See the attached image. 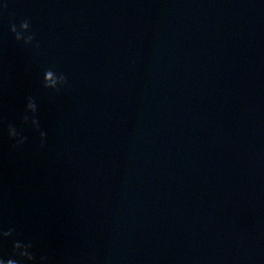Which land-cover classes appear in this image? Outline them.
Returning <instances> with one entry per match:
<instances>
[{
  "label": "clouds",
  "instance_id": "1",
  "mask_svg": "<svg viewBox=\"0 0 264 264\" xmlns=\"http://www.w3.org/2000/svg\"><path fill=\"white\" fill-rule=\"evenodd\" d=\"M7 2L0 5V15L7 10ZM9 31L17 43L25 48L30 47L34 52H39L41 44L32 30L31 22L23 19L9 25ZM68 83L63 72H57L53 67H48L43 72L42 87L52 93H59ZM40 109L37 99L28 95L25 97L23 110L19 117V125L9 123L6 134L13 149H21L29 142V137L24 134L25 129L38 133V147L44 149L48 144V134L41 126ZM10 250L0 254V264H53V258L44 253H38L31 237H20L14 226L0 227V248Z\"/></svg>",
  "mask_w": 264,
  "mask_h": 264
}]
</instances>
